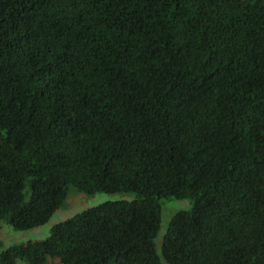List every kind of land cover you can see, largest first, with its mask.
<instances>
[{
    "label": "trees",
    "instance_id": "16d2710c",
    "mask_svg": "<svg viewBox=\"0 0 264 264\" xmlns=\"http://www.w3.org/2000/svg\"><path fill=\"white\" fill-rule=\"evenodd\" d=\"M126 194L0 264H264V0H0V221Z\"/></svg>",
    "mask_w": 264,
    "mask_h": 264
},
{
    "label": "rangeland",
    "instance_id": "374dc122",
    "mask_svg": "<svg viewBox=\"0 0 264 264\" xmlns=\"http://www.w3.org/2000/svg\"><path fill=\"white\" fill-rule=\"evenodd\" d=\"M133 196H128L126 194H107V193H88L81 191L75 187H71L68 190L67 197L63 205L55 213V215L44 225L26 229L19 230L13 227L10 223L6 221H0V238L3 243V248H8L15 244L24 243L29 240H41L47 238L50 233L52 226L55 223L63 221L68 217L80 213L81 211L99 205L108 200H118V199H130ZM162 204V220L161 228L156 237V248L164 264H170L163 259L162 256V245L164 242L165 234L168 230L170 221L172 217L179 211L189 209L192 202L189 198L177 199L174 197L163 198L161 200ZM17 264H26L23 259H18ZM55 264H61L56 262Z\"/></svg>",
    "mask_w": 264,
    "mask_h": 264
}]
</instances>
